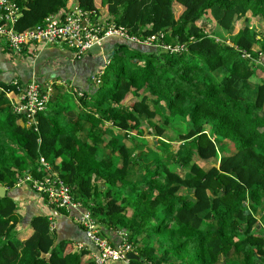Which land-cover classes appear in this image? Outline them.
<instances>
[{
	"label": "trees",
	"instance_id": "trees-1",
	"mask_svg": "<svg viewBox=\"0 0 264 264\" xmlns=\"http://www.w3.org/2000/svg\"><path fill=\"white\" fill-rule=\"evenodd\" d=\"M99 1L106 21L130 35L158 34L171 47L117 44L87 99L95 114L83 136L66 126L65 109L61 116L41 112L37 128L27 124L2 106L0 90V185L7 190L0 197V264H95L84 258L89 249L78 248L85 235L60 238L32 205L20 213L11 191L24 187L36 196L16 182L40 156L54 163L110 242V232H127L137 255L130 264H264V226L256 217L264 205V30L244 24L228 43L197 25L207 13L224 30L249 13L264 21V0ZM18 2L20 31L74 4L100 12L98 0ZM173 124L186 127L176 131V145L162 137ZM130 130L153 133L155 151L142 152L144 139H132ZM209 160L217 162L205 168Z\"/></svg>",
	"mask_w": 264,
	"mask_h": 264
},
{
	"label": "built area",
	"instance_id": "built-area-1",
	"mask_svg": "<svg viewBox=\"0 0 264 264\" xmlns=\"http://www.w3.org/2000/svg\"><path fill=\"white\" fill-rule=\"evenodd\" d=\"M21 14L22 6L18 0H0V41L4 40L8 50L15 54L20 53L30 44L44 46L51 43H63L80 56L95 46L101 45L109 36H120L141 44L171 47L159 43L158 34L145 37L130 35L125 26L106 21L107 14L105 17L101 12L83 11L77 4L49 14L42 23L20 31L15 29L14 24ZM110 61L111 57L105 56L103 68ZM100 72L92 76L97 85L101 83ZM12 84L21 91L14 111L25 115L30 120L29 125L34 124L37 128V123L33 119L47 108L51 91L44 89L35 75L24 86L16 78ZM16 185H27L44 200L51 229L55 228L56 221L62 216L64 209L77 210L79 214L77 221L85 235V240L78 242L77 245L79 249L87 248V246L92 248L91 257L95 264H110L113 260L130 264L129 254L135 253V250L127 238V232H120L119 243L110 242L109 238L102 234L101 226L92 211L75 196L72 186L61 176L53 162L40 156L37 167L34 170L24 171Z\"/></svg>",
	"mask_w": 264,
	"mask_h": 264
},
{
	"label": "crops",
	"instance_id": "crops-1",
	"mask_svg": "<svg viewBox=\"0 0 264 264\" xmlns=\"http://www.w3.org/2000/svg\"><path fill=\"white\" fill-rule=\"evenodd\" d=\"M119 43H130L132 47L140 45L124 37L109 36L103 40L101 45L95 46L78 56L73 49L63 43H51L44 46L30 44L25 46L20 53L15 54L8 50L4 40L0 41V82L4 83V86H0V90L5 91L2 106L14 110V106L20 99V89L12 84L15 78L24 86L35 75L43 88L51 91L44 114L49 116L53 112L59 111L60 99L64 105L61 109H65L63 114L66 115L68 121L66 126L77 133H81V135L83 131L87 133L90 126L92 127L88 117L95 114L90 111L87 99L92 101V96L95 95L98 88L92 76L96 75L102 68L103 58L114 53ZM6 84L11 89L5 90ZM14 86L15 88H13ZM81 96H86L85 102ZM39 114L33 119L37 125H39ZM29 121L27 118V124ZM11 193L19 203V211L22 215L33 210L40 214L48 213L44 200L37 194L33 196L27 188H15ZM30 205H32L33 210ZM78 216L77 210L62 213V216L56 221L57 228L55 227L60 238L71 240L80 238L81 240L84 237L83 230L77 226L79 224ZM28 227V225L24 227L26 235L32 231ZM109 236L115 244L120 242L119 231L110 232ZM87 249L90 251L84 257L86 260L92 258L91 253L93 251L91 247L87 246ZM110 264L119 263L112 261Z\"/></svg>",
	"mask_w": 264,
	"mask_h": 264
},
{
	"label": "rangeland",
	"instance_id": "rangeland-1",
	"mask_svg": "<svg viewBox=\"0 0 264 264\" xmlns=\"http://www.w3.org/2000/svg\"><path fill=\"white\" fill-rule=\"evenodd\" d=\"M98 5L100 6L99 10H100L101 14L106 17V14H107L106 8L102 5H100L99 0H98ZM181 9H182V5L178 3L175 7V13L177 16L179 15V12ZM247 16L250 17L247 20H245V17H242L241 19L235 20V22H234V24L230 30H224V29L220 28L219 26H217L216 20L213 18L212 14H210V13H207L203 18L199 19L197 22V25L199 26V28L201 29L202 32L209 33L212 35L214 33H216L214 35H216V37L218 39H220L223 42L229 43V42H231V37L234 36L244 24H250L251 27L255 28L258 31L264 30V21L261 18L251 17L250 13L247 14ZM255 47L257 50H259V48H260L258 45H255ZM162 48H164V47H162ZM164 49H166V48H164ZM258 74L264 76V71L259 70ZM131 100H132V98H130L128 100V102ZM59 102L61 104L59 106V109H60L59 115L61 116V107L63 105V102L60 99H59ZM62 110H64V108H62ZM206 128L209 130L210 126L207 125ZM171 129H173V130H166V132L163 134L162 137L165 140H171V142H173V144L176 145L178 143L177 140H179L178 136L176 137V134H177L176 131L177 132H186V127L180 126L178 124H173ZM88 131H89V129L87 130V133H88ZM149 132H151V130ZM87 133H86V131H83L82 135H86ZM129 133L132 135V137H131L132 139L137 138L136 136L144 139L143 142L141 141L142 144L139 146V148L142 150V152H147L146 151L147 148L151 152L155 151L153 141L157 142L158 139L155 138L153 133L149 134L146 132L143 135H138V134H135V132L132 133L131 130L129 131ZM133 136H135V138ZM127 143L131 145L132 142L128 140ZM132 145H134V143ZM158 149L161 151L162 147L159 146ZM131 152L137 153L139 151H137L135 148H132ZM157 153H160V152L157 151ZM145 157L146 156L143 155V158H145ZM146 158H148V157H146ZM150 158L151 159L154 158V153L150 154ZM216 162H217L216 160H209L208 162H202V164L204 165L205 168H209L212 164H214ZM64 213H67V210H63V214ZM256 217L258 218L259 224H262L264 226V205L261 207V210H260L259 214L257 213Z\"/></svg>",
	"mask_w": 264,
	"mask_h": 264
},
{
	"label": "water",
	"instance_id": "water-1",
	"mask_svg": "<svg viewBox=\"0 0 264 264\" xmlns=\"http://www.w3.org/2000/svg\"><path fill=\"white\" fill-rule=\"evenodd\" d=\"M6 193H7L6 187L3 186V185H0V197L5 196ZM136 256L137 255L134 252H132V253L129 254V258H134Z\"/></svg>",
	"mask_w": 264,
	"mask_h": 264
}]
</instances>
